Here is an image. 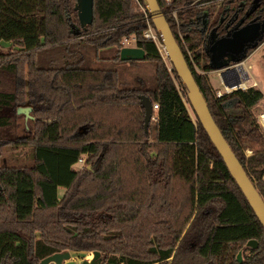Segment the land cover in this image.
Here are the masks:
<instances>
[{"label": "trees", "instance_id": "obj_1", "mask_svg": "<svg viewBox=\"0 0 264 264\" xmlns=\"http://www.w3.org/2000/svg\"><path fill=\"white\" fill-rule=\"evenodd\" d=\"M77 1L0 0V75L15 87L0 91V264H40L63 252H100L101 264H264V226L194 110L191 117L177 71L145 38L136 0H94L86 29ZM157 1L264 200V94L250 87L218 97L206 51L212 32L264 22V0ZM133 38L155 67L154 87L128 88L118 70L88 67L84 54L66 51L74 43L114 48L120 62ZM141 96L159 105L148 132ZM27 102L35 119L18 137L14 110ZM19 146L30 150L29 165H14ZM251 240L257 250L246 246Z\"/></svg>", "mask_w": 264, "mask_h": 264}, {"label": "water", "instance_id": "obj_2", "mask_svg": "<svg viewBox=\"0 0 264 264\" xmlns=\"http://www.w3.org/2000/svg\"><path fill=\"white\" fill-rule=\"evenodd\" d=\"M142 1L155 29L160 35L163 51L172 67L171 71L173 69L177 71L196 116L222 156L232 177L238 183L250 206L264 226V200L215 123L207 102L196 83L193 73L158 1ZM75 10L78 12L82 29H86L87 26L93 24L94 0H78ZM243 23L244 20L239 22L224 37H219L216 31L210 35V46L207 48V54L211 62L210 65L215 71L221 72L223 79L228 73H236L238 70L243 71V63L248 51L250 49H256L259 42L263 39L264 22L253 21L247 25H243ZM75 34L79 35L80 31H76ZM145 57V51L136 46L124 47L120 51V60L122 62L142 61L145 60ZM141 103L145 111V129L148 132L154 115L153 103L147 96H141ZM30 111V109L25 110L27 115ZM246 246L254 250L259 248L256 240L249 241ZM93 255L94 257L91 261L85 260L81 264H101V253L93 252ZM70 258L71 252L56 253L43 259L40 264H65ZM237 259L239 263H243L242 252L238 254Z\"/></svg>", "mask_w": 264, "mask_h": 264}, {"label": "rangeland", "instance_id": "obj_3", "mask_svg": "<svg viewBox=\"0 0 264 264\" xmlns=\"http://www.w3.org/2000/svg\"><path fill=\"white\" fill-rule=\"evenodd\" d=\"M131 40V39H130ZM6 49H11L8 43H3ZM128 47L135 46V42H130L127 44ZM5 51H9L6 50ZM67 52H72L76 54L79 52L85 55V65L91 68H99V69H107V70H118L121 75V80L126 87H140L143 85L146 86H155V67L149 61H135L134 63L115 61V49L114 48H106L97 50L92 45L74 43L67 47ZM160 51L163 55L164 60L169 68H171L170 63L168 62L166 55L163 51V48L160 46ZM253 56V58L247 61V66L251 65L253 70V74L256 75L261 87H264V55L260 52H256L255 50L248 56ZM249 67V66H248ZM1 86L0 91H13L14 81L13 78L9 75L2 74L0 75ZM217 84V83H216ZM186 106L188 111L193 118L196 119V116L191 108L190 104L186 102ZM31 110L27 115L25 110ZM32 107L27 102L24 105H19L14 110L13 119L16 121V128L13 131L18 137H28L31 133L29 131V121H33L35 118L32 117ZM9 113V112H8ZM258 119L260 125L264 129V123L262 122L261 115L264 114V105L257 109ZM7 114V112L5 113ZM14 133H5L6 140H10L13 138ZM17 141V140H16ZM30 150L28 148H23V146H19V149L16 151H11V153L15 154V158L18 157V163H14L16 166H26L31 163V159L29 156ZM84 159L82 162H79L76 166V170H80L84 165ZM94 255L93 252L88 253H76L71 252V258L65 262V264H81L83 261H91ZM103 256L101 254V259L103 260Z\"/></svg>", "mask_w": 264, "mask_h": 264}, {"label": "built area", "instance_id": "obj_4", "mask_svg": "<svg viewBox=\"0 0 264 264\" xmlns=\"http://www.w3.org/2000/svg\"><path fill=\"white\" fill-rule=\"evenodd\" d=\"M136 2L138 3L140 10L145 14V20L147 23V30L144 32L145 38L147 40L154 41L158 45L159 48L160 46L163 48L162 44L159 41L160 35L157 32V30L154 28V26L152 25V20L149 16L148 11L143 5L140 4L139 0H136ZM130 42H135V39L133 38L131 40H128V39L124 40L123 46L128 47L127 44H129ZM255 51L260 52L262 55H264V41L258 45ZM171 68H169L170 71H171ZM220 77H221V72H220ZM224 79H225V82H223V90H219L217 92L218 97H222L225 94H230L240 89L246 90L251 87L247 85L245 74L240 70H238L236 73H228L227 75H225ZM238 82L240 83L238 84ZM257 85L258 84L256 82L253 83V87H257ZM153 110H154V115H153L152 121L155 122L157 121V115L155 113L159 110V105L158 104L153 105ZM80 162H82V160H80Z\"/></svg>", "mask_w": 264, "mask_h": 264}, {"label": "crops", "instance_id": "obj_5", "mask_svg": "<svg viewBox=\"0 0 264 264\" xmlns=\"http://www.w3.org/2000/svg\"><path fill=\"white\" fill-rule=\"evenodd\" d=\"M255 22H259L258 20H253ZM252 21V22H253ZM251 23V22H250ZM260 23H263V22H260ZM211 35V34H210ZM210 46V37L208 38L207 40V43H206V51H207V48ZM131 47H135V46H131ZM253 58V56H250V57H246V59L244 60V63H243V73L245 74V77H246V83L248 86H251L253 87V83H257V89H259L261 92H263L264 94V87H261L256 75L253 74V68L251 65H248L247 66V61L249 59ZM210 77H211V81H212V84L214 85V87L219 91V90H223V82H225V79H222L220 77V72L219 71H212L209 73ZM225 78V77H224ZM217 83V84H216ZM264 105V104H263ZM262 105V106H263ZM157 115V112L155 113ZM154 121H152L153 123Z\"/></svg>", "mask_w": 264, "mask_h": 264}, {"label": "bare ground", "instance_id": "obj_6", "mask_svg": "<svg viewBox=\"0 0 264 264\" xmlns=\"http://www.w3.org/2000/svg\"><path fill=\"white\" fill-rule=\"evenodd\" d=\"M262 122L264 123V114L261 115Z\"/></svg>", "mask_w": 264, "mask_h": 264}, {"label": "flooded vegetation", "instance_id": "obj_7", "mask_svg": "<svg viewBox=\"0 0 264 264\" xmlns=\"http://www.w3.org/2000/svg\"><path fill=\"white\" fill-rule=\"evenodd\" d=\"M248 57V56H247Z\"/></svg>", "mask_w": 264, "mask_h": 264}]
</instances>
